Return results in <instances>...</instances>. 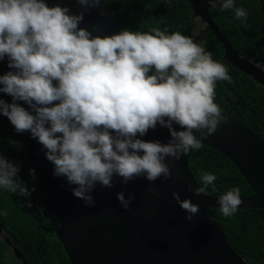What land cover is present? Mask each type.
<instances>
[{
  "label": "clouds",
  "instance_id": "obj_1",
  "mask_svg": "<svg viewBox=\"0 0 264 264\" xmlns=\"http://www.w3.org/2000/svg\"><path fill=\"white\" fill-rule=\"evenodd\" d=\"M76 3L82 9L78 13L68 4L48 6L46 0H0V61L7 57L10 69L0 74V93L11 97V102L0 98V114L16 132L27 130L42 144L53 175L76 185L71 191L86 206L95 204L96 184L111 188L114 176L121 184L143 176L147 191L158 197L152 184L171 177L166 158L179 160L200 149L202 140L226 122L215 88L232 76L203 43L180 31L93 35L78 25L101 0ZM219 7L247 23L248 11L236 0H219ZM157 124L168 129L167 143L139 138ZM20 166L0 155V192L28 198L34 189L19 178ZM216 179L215 173L202 171L200 186L189 184L188 190H214ZM116 195L120 207L131 211L135 193ZM172 197L192 220L199 205L176 191ZM241 202L238 186L218 196L226 218ZM26 206L31 207L30 200ZM0 215L8 213L0 210Z\"/></svg>",
  "mask_w": 264,
  "mask_h": 264
},
{
  "label": "water",
  "instance_id": "obj_2",
  "mask_svg": "<svg viewBox=\"0 0 264 264\" xmlns=\"http://www.w3.org/2000/svg\"><path fill=\"white\" fill-rule=\"evenodd\" d=\"M191 2L194 17L199 18L222 45L224 59L264 88V68L242 57L222 35L210 17V2ZM46 3L48 6L68 4L73 13L82 10L76 0H46ZM78 27H86L93 35L101 36L120 31L104 0L98 8L84 14ZM3 70L4 73L10 70L7 57ZM20 103L28 108L23 101ZM223 115L226 122L202 140V145L230 159L250 186L252 193L241 198L239 209L264 210V141L231 116L224 112ZM173 127L183 130L176 124ZM194 134L199 136L195 130ZM24 135L36 188L70 264H248L231 248L212 212L219 209L218 198L188 190L189 184L193 188L198 184L184 156L179 160L166 158L171 177L164 181L157 179L152 184L160 193L158 197L147 191L149 182L143 176L127 184L119 183L120 178L114 176L111 188L96 184L91 193L95 204L89 207L73 195L71 189L76 185L53 175L54 165L45 157L46 149L42 144L32 138L29 131H24ZM139 138L167 143L171 137L167 128L157 124L154 130L149 129ZM121 191L126 198L129 192L135 193L131 211L120 207L116 194ZM173 191L178 192L181 199L190 198L199 205L192 220L186 219L185 210L172 197ZM0 237L11 247L15 257L28 264L1 228Z\"/></svg>",
  "mask_w": 264,
  "mask_h": 264
},
{
  "label": "trees",
  "instance_id": "obj_3",
  "mask_svg": "<svg viewBox=\"0 0 264 264\" xmlns=\"http://www.w3.org/2000/svg\"><path fill=\"white\" fill-rule=\"evenodd\" d=\"M104 1L120 31H150L152 28H159L167 32L180 31L184 35L195 33L196 23L191 0ZM208 1L211 4L210 17L238 53L264 68V0H236L237 6H243L248 11L246 24L235 20L231 10L220 11L219 0ZM204 35L203 45L206 50L213 54L214 59L222 62L232 76L231 82H217L215 102L224 113L245 125L264 141V88L224 59L222 45L207 26L204 27ZM0 74H4L3 61H0ZM0 98L11 102L8 94L0 93ZM0 155L14 163L19 162V178L29 189H34L28 198L0 192V210L8 213L7 216L0 215L3 235L19 250L28 264H70L54 233L30 171L24 132H16L2 114ZM184 157L198 186L202 171L216 174V187L214 190L210 186L206 188L204 193L207 195L218 198L220 193L233 186L240 188L241 198L252 193L232 161L209 147L202 145L200 149ZM26 200L31 201V207L26 206ZM212 212L231 248L248 264H264V210L239 209L227 218L219 209H212ZM8 253L13 256L11 247L0 237V264H6Z\"/></svg>",
  "mask_w": 264,
  "mask_h": 264
},
{
  "label": "rangeland",
  "instance_id": "obj_4",
  "mask_svg": "<svg viewBox=\"0 0 264 264\" xmlns=\"http://www.w3.org/2000/svg\"><path fill=\"white\" fill-rule=\"evenodd\" d=\"M196 23V27L194 28V31L195 34H194V37L196 39L197 42H201L202 43V39H203V27H200L197 25V21H195ZM7 260H6V264H21V262L14 256H12L11 253H8L7 254Z\"/></svg>",
  "mask_w": 264,
  "mask_h": 264
},
{
  "label": "flooded vegetation",
  "instance_id": "obj_5",
  "mask_svg": "<svg viewBox=\"0 0 264 264\" xmlns=\"http://www.w3.org/2000/svg\"><path fill=\"white\" fill-rule=\"evenodd\" d=\"M195 21H197V24H198V26H200V27H203L202 29H203V31H204V27L206 26L205 24H203L202 22H201V20L199 19V18H196L195 17ZM222 33V32H221ZM195 34V33H194ZM222 35H223V33H222ZM188 36H194V35H188ZM204 32H203V39H202V43H203V40H204ZM224 36V35H223ZM216 38V37H215ZM227 39V38H226ZM228 40V39H227ZM233 46V45H232ZM223 111V110H222Z\"/></svg>",
  "mask_w": 264,
  "mask_h": 264
}]
</instances>
